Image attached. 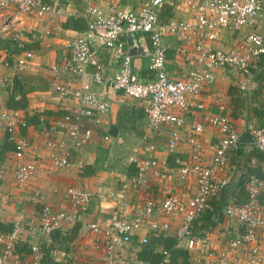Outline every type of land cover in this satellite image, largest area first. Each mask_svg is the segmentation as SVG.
<instances>
[{
	"label": "crops",
	"instance_id": "0c3cea01",
	"mask_svg": "<svg viewBox=\"0 0 264 264\" xmlns=\"http://www.w3.org/2000/svg\"><path fill=\"white\" fill-rule=\"evenodd\" d=\"M143 0H41L51 4L59 13H48L41 18L17 12L12 7L0 11V107L6 110L8 120L12 123L14 138L22 139L27 146L22 162L35 164L34 174L24 183L14 181L15 161L10 152L13 143L8 140L5 125L0 126V192L8 193L11 201L0 205V230L4 236L11 231L14 222L19 221L15 233L16 248L24 245L28 248L36 243L40 250L49 251L53 262L44 258L46 264H99L95 243L98 241L87 224L93 223L104 227L114 217L118 201L151 200L158 202L167 195L182 198L192 196L196 190L195 179L199 169L209 162L211 145L216 142L217 132L204 118L209 114H226L234 125L238 136L244 129L264 125V55L251 66L246 74H239L228 68H214L213 81L204 91L205 108L200 111L189 110L183 113L184 126L181 132L188 133L193 124H201L198 134L199 154L191 158L192 148L181 142L173 151L165 147L169 126L162 127L153 134L146 129L143 100H135L108 86L96 89L108 102L107 111L101 116L98 125L90 120H83V128L90 130L89 140L70 151V165L54 168L50 165L46 152L42 149L44 136L49 138L60 134L63 128L58 125L67 114L73 117L77 103L71 97H61L55 90V84L74 88L77 83L68 76L62 64L69 56L67 42L85 28V15L89 7H96L105 12L109 5L118 8H136ZM158 10V19H188L189 11L184 0H163ZM67 18H81L84 27L75 30L63 25ZM250 30L260 34L264 39V6L256 14L252 29L243 27L238 32L223 30L213 41L207 42L212 49H226L235 38ZM17 33V36H13ZM132 40L134 42L132 43ZM165 47V69L169 77L181 78L190 68L191 63L176 52L178 40L171 35L162 37ZM127 50L131 55L133 71L139 81H146L151 75L148 70L149 43L146 36L134 34L127 39ZM136 49L132 48V44ZM96 50L97 59L106 65L110 72L118 68V58L107 52L96 37L91 40ZM32 51V57L21 68L15 67L16 60L25 52ZM58 66L57 74L51 66ZM91 66L86 70L90 71ZM13 78H16L25 92L24 109H10L5 106L11 91ZM17 98V95H15ZM174 113H180L176 110ZM33 117L32 123L20 127L27 117ZM113 126L112 134L108 133ZM22 129V130H21ZM108 135L104 140L103 136ZM153 145L148 150L146 146ZM252 143L238 142L237 149L228 155V164L232 168L228 182L218 196L209 199L204 212L193 220L195 234H207L214 244V250L223 247L235 229L234 221L222 214L224 205L229 201L240 202L245 198L244 181L248 175L262 177L264 160ZM264 154V153H263ZM150 156L155 165L145 171L144 182L133 184L131 177L137 170L139 160ZM263 156V155H262ZM85 166L93 172L81 175ZM187 167L185 174L181 168ZM133 167L134 171L130 168ZM220 177V174L216 175ZM68 187H80L97 195L90 200L87 209L77 215L73 223L62 222L51 235H36L30 232L38 224V212L42 204L52 210L68 209L64 191ZM115 197V198H114ZM264 219V191L258 197ZM160 220V217L156 216ZM181 214L171 220L170 228L160 234L173 238V231L180 222ZM7 230H10L9 232ZM5 231V232H4ZM7 231V232H6ZM63 234L64 236L60 235ZM151 234L143 227L132 236L130 242L119 253L120 264H126L130 258H136L141 247L139 238ZM154 237V236H153ZM259 253L264 264V229L260 232ZM174 239V238H173ZM3 244L0 243V250ZM183 249V248H179ZM156 251L162 246L156 245ZM184 250V249H183ZM189 264H195L187 257ZM30 256L18 252L10 264H28Z\"/></svg>",
	"mask_w": 264,
	"mask_h": 264
},
{
	"label": "built area",
	"instance_id": "2783aa9c",
	"mask_svg": "<svg viewBox=\"0 0 264 264\" xmlns=\"http://www.w3.org/2000/svg\"><path fill=\"white\" fill-rule=\"evenodd\" d=\"M189 11L188 19H168L161 22L158 10L163 0H143L136 8L124 9L109 5L106 11L100 12L96 7H89L85 15V28L68 40L69 56L62 64L64 72L77 85L68 88L55 84L54 90L61 97H71L77 103L73 117L65 114L58 125L62 133L52 137L44 136L42 149L45 150L49 163L54 168H65L70 165L68 156L71 150L79 148L90 138V130L83 128V120L93 124L100 123L101 116L108 109V102L97 91L98 86L120 91L123 95L143 100L146 129L157 134L165 125L169 126L165 141L166 149L171 152L181 142L192 148L191 158L199 154L198 134L201 124H193L188 133L183 134V113L189 110L200 111L205 108L204 91L213 81L214 68H228L239 74H246L251 66L264 55V39L252 30L237 36L232 45L226 49H212L207 42L217 38L223 30L240 31L243 27L253 28L256 14L264 0H184ZM12 7L26 15L43 17L48 13H59L49 3L41 0H0V11ZM134 34L146 36L149 43L148 70L152 77L139 81L133 71L127 39ZM15 33L13 36H17ZM174 36L179 46L175 49L191 68L181 78H171L165 69V47L162 37ZM96 37L107 52L118 58V68L110 72L102 65L91 40ZM32 51H25L15 63L21 69L32 57ZM91 66L90 71L86 70ZM57 74L58 66H51ZM180 113H174V111ZM204 118L217 132L216 142L211 145L209 162L202 166L195 179L196 190L188 198L167 195L158 202L151 200H126L114 197L119 203L114 217L104 227L93 223L87 228L97 237L95 249L98 252L99 264H120L119 253L130 242L131 236L141 227L152 236L166 233L171 220L181 214L180 222L173 231L174 248H183L195 264H258L260 232L264 229V219L258 195L264 191V167L262 177L248 175L244 181L245 198L240 202L229 201L222 210L225 217L231 218L235 229L226 244L214 250V244L207 234H195L193 220L204 211L209 199L218 196L228 182L232 168L228 164V155L237 149L238 132L226 114L206 113ZM4 124L8 140L13 143L11 158L16 160L14 181L22 184L35 172L33 162H22L26 142L15 139L12 123L8 120L6 110L0 107V126ZM252 146L264 153V125L249 128ZM104 140L108 135L103 136ZM153 149V145L146 146ZM155 165L152 157L147 156L138 161L137 170L130 178L133 184L144 182L145 171ZM187 167L181 168L185 174ZM220 174V177L216 175ZM1 178V175H0ZM97 195L80 187H68L64 197L68 209L52 210L42 204L38 212V224L30 232L36 235H48L58 229L62 222L73 223L79 213L85 212L90 200ZM11 201L8 193L0 192V205ZM160 217V220L157 217ZM19 221L14 222L7 236L0 232V264H10L15 251L14 236ZM147 240L146 235L139 238L141 244ZM30 256L28 264H41V252L36 243L28 247ZM163 258L149 262L137 258L124 261L126 264H166L168 252L161 250ZM50 259L53 260L52 256Z\"/></svg>",
	"mask_w": 264,
	"mask_h": 264
},
{
	"label": "trees",
	"instance_id": "16d2710c",
	"mask_svg": "<svg viewBox=\"0 0 264 264\" xmlns=\"http://www.w3.org/2000/svg\"><path fill=\"white\" fill-rule=\"evenodd\" d=\"M63 25L65 27L75 29V30H82L84 27L83 20L81 18H67V20H65V22H63ZM15 95H17V98H15ZM24 95H25V92H24L21 84L18 82V80L16 78H13L12 85H11V91H10V94L7 98L5 106L7 108H10V109H24L26 106V101H25ZM32 118L33 117H31V116L27 117L25 119V122L23 123V125L20 127L22 128L25 125L32 123L34 121ZM257 157L264 160V154L263 153L257 154ZM130 170L135 172L133 167H131ZM91 172H93V170H90L88 168V166H85L81 172V175H85V174H88ZM56 230L57 229L53 230L49 234L51 235ZM7 231L9 232L10 230H7ZM0 232H3V231L0 230ZM60 235L64 236L62 233ZM173 244H174V239L169 237V236H163L160 234L158 236H154V237L152 236L149 239H147L145 243L141 244V247L138 250L136 258L140 259V260H144V261H149V262L160 261L163 258V254L161 251H156L155 246L161 245L162 250L167 251L169 254L166 264H189L188 260H187L188 255L186 253V250L174 248ZM21 246L22 247H20V248H18V247L16 248V246H15V251L16 252L22 251L25 254L29 252L28 248H26L24 245H21ZM40 252H41V257H40V263L41 264H46V262L44 261V258H47V260L52 261L50 259L49 251L40 250Z\"/></svg>",
	"mask_w": 264,
	"mask_h": 264
},
{
	"label": "water",
	"instance_id": "95a60500",
	"mask_svg": "<svg viewBox=\"0 0 264 264\" xmlns=\"http://www.w3.org/2000/svg\"><path fill=\"white\" fill-rule=\"evenodd\" d=\"M134 42V40H132V43ZM132 48L136 49V45L135 43L132 44ZM113 130V126H111L108 130L109 134H112ZM238 141L243 142V143H248V142H252V137L249 134V129H244L240 132L239 136H238Z\"/></svg>",
	"mask_w": 264,
	"mask_h": 264
}]
</instances>
